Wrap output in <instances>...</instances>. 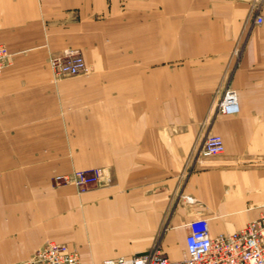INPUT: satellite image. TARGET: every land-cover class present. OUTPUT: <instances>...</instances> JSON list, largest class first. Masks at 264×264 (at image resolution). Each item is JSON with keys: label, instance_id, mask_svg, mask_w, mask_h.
Here are the masks:
<instances>
[{"label": "crops", "instance_id": "0c3cea01", "mask_svg": "<svg viewBox=\"0 0 264 264\" xmlns=\"http://www.w3.org/2000/svg\"><path fill=\"white\" fill-rule=\"evenodd\" d=\"M0 0V264L45 242L81 264L155 242L181 259L186 225L210 236L264 215V0ZM77 50L85 74L47 59ZM234 91L238 113L215 112ZM207 134L219 156L196 151ZM98 168L84 190L50 179Z\"/></svg>", "mask_w": 264, "mask_h": 264}, {"label": "built area", "instance_id": "2783aa9c", "mask_svg": "<svg viewBox=\"0 0 264 264\" xmlns=\"http://www.w3.org/2000/svg\"><path fill=\"white\" fill-rule=\"evenodd\" d=\"M248 17L260 25L262 17L255 14L262 0H251ZM10 55L0 45V73L8 65ZM47 66L55 78L74 77L85 74L87 68L77 50L65 49L59 55L47 59ZM215 112L223 116L238 113L236 96L227 86L216 90ZM223 152L222 140L218 135L207 134L196 151L200 158L215 157ZM103 176L101 169H83L53 176L54 186H72L84 191L98 184ZM184 252L177 261L168 260L160 252L159 244L153 243L143 254L132 257L107 259L94 264H264V215L248 222L243 228L210 236L207 220L197 218L186 225ZM20 264H81L77 253L66 245L47 241L36 249L29 260Z\"/></svg>", "mask_w": 264, "mask_h": 264}]
</instances>
